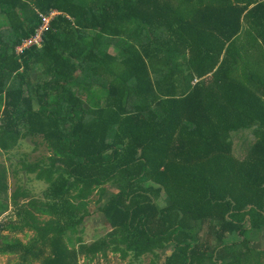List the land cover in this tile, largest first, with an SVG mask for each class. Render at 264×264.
I'll list each match as a JSON object with an SVG mask.
<instances>
[{"label": "trees", "instance_id": "16d2710c", "mask_svg": "<svg viewBox=\"0 0 264 264\" xmlns=\"http://www.w3.org/2000/svg\"><path fill=\"white\" fill-rule=\"evenodd\" d=\"M51 11L42 45L15 53ZM37 138L49 153L19 168L47 188L16 186L0 222L18 264L122 243L171 250L163 264H264L248 239L264 231V0H0V151ZM93 203L109 232L85 243Z\"/></svg>", "mask_w": 264, "mask_h": 264}, {"label": "rangeland", "instance_id": "374dc122", "mask_svg": "<svg viewBox=\"0 0 264 264\" xmlns=\"http://www.w3.org/2000/svg\"><path fill=\"white\" fill-rule=\"evenodd\" d=\"M8 51V50H6ZM49 153L47 145L41 140L37 139H22L18 140V143L8 152L4 153L0 151V164L6 167V180H7V199L5 201L6 210L0 214V222H5L9 218H14L12 214V208L10 205L9 195L16 186L23 185L27 190H30L34 197H42L47 184L34 179L35 174H31V179H26L23 176L20 167V155L26 156L30 160H36L43 157ZM15 169V170H14ZM20 179L22 182H20ZM146 186L151 185V183H146ZM154 188L157 186L154 185ZM95 196L92 200H95ZM155 205L158 209H162L167 205V199L163 191L155 197ZM95 202V201H94ZM98 204L90 205L91 217L83 222L79 227V235L85 243H89L92 240L104 236L109 232V228L104 220L103 215L98 211ZM6 233V232H4ZM248 234V233H247ZM10 237H15L26 242L28 237L24 234H13L8 233ZM28 236H32L31 231L27 233ZM248 239L253 245L258 248H264V231L261 232H251L248 234ZM237 240V236H228L226 243L233 242ZM151 241H142L141 249L143 247L151 245ZM135 248L129 244H120L119 251L115 254L109 253L107 256L97 257L92 262H87L83 258H80L79 264H163V255L165 253H160L159 259H155L154 262L149 263L150 258H155L151 256L149 252L142 256L133 255ZM0 264H18L17 257L15 255H2L0 254ZM39 264V263H37Z\"/></svg>", "mask_w": 264, "mask_h": 264}, {"label": "built area", "instance_id": "2783aa9c", "mask_svg": "<svg viewBox=\"0 0 264 264\" xmlns=\"http://www.w3.org/2000/svg\"><path fill=\"white\" fill-rule=\"evenodd\" d=\"M58 13L56 11H51L49 15H45L42 13H39V17L42 19V24L40 28L36 31L35 35H33L31 38H27L22 42V44L19 46L17 45L14 48V52L19 53L22 52L24 48L31 47L33 45L35 46H41L43 43V35L44 32L49 28L50 23L52 19L57 15Z\"/></svg>", "mask_w": 264, "mask_h": 264}, {"label": "crops", "instance_id": "0c3cea01", "mask_svg": "<svg viewBox=\"0 0 264 264\" xmlns=\"http://www.w3.org/2000/svg\"><path fill=\"white\" fill-rule=\"evenodd\" d=\"M249 246L251 247V248H253V249H255V250H259V251H263L264 250V248H258L257 246H255V245H253V243H251V242H249ZM171 253V250H166V252H165V255H168V254H170ZM151 254V253H150ZM165 255H163V260H164V256ZM152 256V255H151ZM152 261L154 262V259H152V258H150L149 259V263H152Z\"/></svg>", "mask_w": 264, "mask_h": 264}]
</instances>
